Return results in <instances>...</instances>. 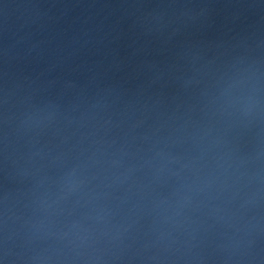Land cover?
<instances>
[{
  "label": "water",
  "instance_id": "1",
  "mask_svg": "<svg viewBox=\"0 0 264 264\" xmlns=\"http://www.w3.org/2000/svg\"><path fill=\"white\" fill-rule=\"evenodd\" d=\"M257 70L264 78V0H0V214L7 207L9 228H20L33 198L56 191L62 164L49 154L91 151L94 141L145 157L153 145L184 158L204 150L211 166L232 155L254 172L258 155L264 166V121L240 123L220 107ZM36 112L48 117L47 127L25 130L21 121ZM175 183L155 192L167 196ZM109 206L98 229L132 226L122 243L98 234L92 247L120 254L105 253L108 264H151L157 249L144 245L154 214L116 199ZM236 215L231 227L201 218L211 227L194 251L205 264H223L219 246L264 217V200ZM49 248L67 251L53 238L25 244L10 231L0 261L25 264L27 249Z\"/></svg>",
  "mask_w": 264,
  "mask_h": 264
},
{
  "label": "clouds",
  "instance_id": "2",
  "mask_svg": "<svg viewBox=\"0 0 264 264\" xmlns=\"http://www.w3.org/2000/svg\"><path fill=\"white\" fill-rule=\"evenodd\" d=\"M220 111L240 123L264 121V78L258 70L251 72L247 86L238 95H227ZM47 120L42 112L29 113L21 126L27 131L43 130ZM93 144L91 151L49 154V159L62 164L55 181L56 191L33 198V213L23 220L20 228H9L12 217L7 207L0 214V233H3L0 244L6 245L11 231L25 244L53 238L67 248V251L27 249L33 254L26 257L22 254L25 264H108L105 253L119 259L117 252L92 247L98 234L122 243L132 226H119L115 230L96 227L108 223L112 199L154 214L152 238L144 245L157 249L158 254L147 257L151 264H205L204 257L194 251L211 227L201 218L223 221L231 227L239 219L236 212L247 205L258 206L264 200V166L259 155L256 169L250 173L244 167L248 161L232 155L214 158L217 163L211 166L204 159V150L198 158H184L153 145L149 149L151 154L145 157L130 153L124 145L108 151L100 141ZM41 156L44 158V154ZM138 172H143L144 179L137 176ZM173 177L176 183L170 194L159 196L155 186ZM252 184L255 188L249 190ZM117 190L123 195L114 198L113 192ZM237 198L240 203L233 211L229 205ZM236 231L240 235L219 246L225 253L223 264H264L261 244L264 217H254ZM180 232L185 237L183 240L176 235ZM4 251L7 253L8 249L5 247Z\"/></svg>",
  "mask_w": 264,
  "mask_h": 264
}]
</instances>
